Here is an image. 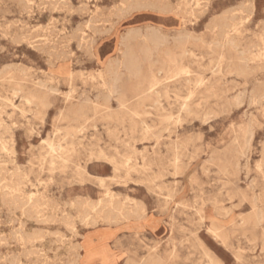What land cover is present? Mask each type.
Wrapping results in <instances>:
<instances>
[{
    "label": "rangeland",
    "instance_id": "obj_1",
    "mask_svg": "<svg viewBox=\"0 0 264 264\" xmlns=\"http://www.w3.org/2000/svg\"><path fill=\"white\" fill-rule=\"evenodd\" d=\"M54 1L0 0V264H264V0ZM153 32L168 41L155 68L189 39L188 72L134 97L125 43L138 54ZM113 65L127 109L102 83ZM76 103L97 110L73 134Z\"/></svg>",
    "mask_w": 264,
    "mask_h": 264
},
{
    "label": "bare ground",
    "instance_id": "obj_2",
    "mask_svg": "<svg viewBox=\"0 0 264 264\" xmlns=\"http://www.w3.org/2000/svg\"><path fill=\"white\" fill-rule=\"evenodd\" d=\"M26 1V0H25ZM55 1H57V0H55ZM54 1V2H55ZM128 1V0H127ZM133 1V0H132ZM137 1V0H136ZM136 1H134L135 3H136ZM144 1V0H143ZM157 1V0H156ZM156 1H154V4H152V5H155V3H156ZM203 1V0H202ZM253 1V0H252ZM21 2V1H20ZM42 2H43V0H42ZM58 2V1H57ZM64 2V1H63ZM67 2V1H66ZM65 2V3H66ZM139 2V1H138ZM137 2V3H138ZM150 2V1H149ZM152 2V1H151ZM150 2V3H151ZM208 2V1H207ZM2 3V2H1ZM13 3H14V0H13ZM18 3H19V0H18ZM17 3V4H18ZM31 3V2H30ZM53 3V2H52ZM121 3V2H120ZM133 3V2H132ZM131 3V4H132ZM141 3H142V1H141ZM247 3V2H246ZM42 4V3H41ZM44 4H47V3H44ZM71 4V3H70ZM124 4H127V3H124ZM195 4H197V3H195ZM203 4V3H202ZM207 4V3H206ZM49 5H50V1H49ZM54 5V4H53ZM58 5V4H57ZM60 5V4H59ZM63 5V4H62ZM67 5V4H66ZM145 5H146V3H145ZM149 5H151V4H149ZM175 5V4H174ZM194 5V4H193ZM4 6V5H3ZM27 6H29V5H27ZM31 6V5H30ZM29 6V7H30ZM74 6V5H73ZM86 5H84V7H85ZM127 6H128V4H127ZM143 6H144V4H143ZM253 6V5H252ZM5 7V6H4ZM9 7V6H8ZM28 7V9H30ZM39 7V6H38ZM42 7V6H41ZM50 7V6H49ZM53 7V6H52ZM51 7V8H52ZM57 7V6H56ZM60 7H62V6H60ZM71 7H72V5H71ZM77 7V6H76ZM121 7H122V5H121ZM121 7H119L120 8V10H121ZM129 7H130V4H129ZM138 6H136V8H137ZM141 7V6H140ZM145 8H147L146 6H144ZM178 7V6H177ZM248 7V6H247ZM7 8V7H6ZM14 8V7H13ZM18 8V7H17ZM16 8V9H17ZM20 8H21V5H20ZM24 8H26L25 6H24ZM23 8V9H24ZM70 8V7H69ZM83 8V7H82ZM81 8V9H82ZM124 8V7H123ZM171 8V7H170ZM205 8V7H204ZM203 8V9H204ZM5 9V8H4ZM22 9V8H21ZM27 9V8H26ZM42 9H44V7L42 8ZM62 9H63V7H62ZM104 9V8H103ZM116 9H118L117 7H116ZM131 9V8H130ZM134 9V8H133ZM158 9V8H157ZM161 9V8H160ZM169 9V8H168ZM252 9V8H251ZM80 9L78 8L77 9V11H79ZM85 10V9H84ZM109 10V9H108ZM107 10V11H108ZM123 10V9H122ZM127 10H129V8L127 9ZM126 10V11H127ZM132 10V9H131ZM230 10H232V9H230ZM253 10V9H252ZM22 11V10H21ZM24 11V10H23ZM124 11V10H123ZM163 11V10H162ZM169 11H171V10H169ZM207 11V10H206ZM206 11H203V12H206ZM228 11H229V9H228ZM12 12V11H11ZM20 12V11H19ZM28 12H29V10H28ZM52 12V11H51ZM82 12V11H81ZM91 12V11H90ZM112 12V11H111ZM158 12V11H157ZM200 12V11H199ZM238 12H240V11H238ZM247 12H249V11H247ZM4 13V12H3ZM16 13V12H15ZM22 13V12H21ZM26 13V12H25ZM30 13V12H29ZM79 13V12H78ZM99 13V12H98ZM241 13H243V12H241ZM241 13H239V14H241ZM11 14V13H10ZM28 14V13H27ZM40 14V13H39ZM116 14V13H115ZM193 14V13H192ZM221 14H223V12L221 13ZM244 14V13H243ZM242 14V15H243ZM250 15H251V12L249 13ZM99 15V14H98ZM100 15H102L101 13H100ZM121 15V14H120ZM123 15V14H122ZM199 15V14H198ZM226 15V14H225ZM21 16V15H20ZM67 16H68V14H67ZM104 16V15H103ZM194 16V15H193ZM196 16V15H195ZM231 16V15H230ZM232 16H234V14L232 15ZM240 16V15H239ZM248 16V15H247ZM101 17V16H100ZM105 17H106V15H105ZM91 18V17H90ZM94 18V17H93ZM96 18V17H95ZM107 18V17H106ZM241 18H243L242 16H241ZM88 19V18H87ZM104 19V18H103ZM196 19V18H195ZM212 19V18H211ZM214 19V18H213ZM212 19V20H213ZM231 19V18H230ZM247 19H248V17H247ZM96 20H97V18H96ZM243 20H244V18H243ZM102 21V20H101ZM106 21V20H105ZM120 21V20H119ZM210 21V20H209ZM236 21V20H235ZM23 22V21H22ZM87 22V21H86ZM211 22V21H210ZM210 22L208 23V26H209V24H210ZM214 22V21H213ZM213 22L211 23V24H213ZM216 22V21H215ZM229 22V21H228ZM246 22V21H245ZM9 23V22H8ZM15 23H17V21L15 22ZM90 23V22H89ZM92 23V22H91ZM91 23L88 25V27L87 28H89V26L91 25ZM230 23V22H229ZM233 23V22H232ZM231 23V24H232ZM235 23V22H234ZM240 23V22H239ZM263 23V22H262ZM85 24V23H84ZM87 24H88V22H87ZM216 24V23H215ZM258 24V23H257ZM226 25H228V24H226ZM225 25V22L223 21V22H220L219 24H218V26L221 28V30H222V27H225L226 26ZM262 25H264V24H262ZM80 27H81V25H79ZM101 26V25H100ZM217 26V27H218ZM229 26H230V24H229ZM238 26H240V25H238ZM6 27V26H5ZM11 27V26H10ZM14 27V26H13ZM79 27V28H80ZM90 27H95V26H90ZM211 26H209V28H210ZM216 27V26H215ZM264 26H262V29L264 30V28H263ZM17 28V27H16ZM16 28H14V29H16ZM47 28V27H46ZM76 28H78V26L76 27ZM83 28V27H82ZM82 28H80V29H82ZM85 28V27H84ZM86 28V29H87ZM108 28H109V26H108ZM110 28H112L111 26H110ZM109 28V29H110ZM225 28H228V27H225ZM224 28V29H225ZM33 29V28H32ZM53 29V28H52ZM52 29H50V30H52ZM92 29V28H91ZM147 29V28H146ZM229 29V28H228ZM17 30V29H16ZM55 30V29H54ZM54 30H52V31H54ZM58 30V29H57ZM70 30H71V27H70ZM83 30V29H82ZM90 30V29H89ZM136 30H138V29H136ZM184 31H185V29H183ZM209 30V29H208ZM211 30V29H210ZM227 30V29H226ZM230 30V29H229ZM44 31V30H43ZM48 31H49V29H48ZM52 31H51V33H52ZM76 31V30H75ZM77 31H78V29H77ZM104 31H106V30H104ZM111 31V30H110ZM131 31V30H130ZM129 31V32H130ZM152 31H154L155 32V30H152ZM213 31V30H212ZM3 32V31H2ZM91 32H92V30H91ZM99 32L101 33V31L99 30ZM129 32H127L128 34H129ZM133 32V31H132ZM151 32V31H150ZM153 32V34H148L147 36H146V38H144V39H146V42L143 44L142 43V45L139 47V49H138V54H135L134 53V51L132 50V48H131V46L133 45H131L130 46V43H125L126 44V51H125V53H123L124 54V57H122V58H124L123 59V61L121 62V61H118L117 60V62H121L120 63V66L121 67H124V69H126V71L129 73V75L130 76H132L133 78H135V79H137V84H138V88H137V92L135 93V95H134V97H139V96H141V95H145L146 94V96H145V98H149L150 96L151 97H156V98H158L159 97V92H160V87L163 85L162 84V80H167V79H169V78H171L172 76H178V75H183V74H186L188 71H187V69L184 67V66H182V65H180V62H181V60L183 59V58H185L187 55H188V51L186 50V45L189 43V39L187 38V37H182V38H180L178 41H177V43H176V45L174 46V49L172 50V51H168V52H165L164 53V57H166V60H161V59H158V60H156V61H160V66L159 67H156L155 68V64H154V57H155V55L157 54L158 55V53H159V51H160V48L161 47H163V48H165L166 46H167V44H168V41H167V39L165 38V36L163 37V36H161L160 34H158L157 32L156 33H154ZM177 32V31H176ZM222 32V34H223V30L221 31ZM244 32V31H243ZM242 32V33H243ZM6 33V32H5ZM8 33V32H7ZM56 33V32H55ZM72 33V32H71ZM81 33V32H80ZM97 33V32H96ZM109 33V32H108ZM179 34L181 33V32H178ZM219 33V32H218ZM241 33V32H240ZM241 33V34H242ZM9 34V33H8ZM8 34L6 35V34H4V35H6V36H8ZM35 34V33H34ZM39 34V33H38ZM37 34V35H38ZM85 34V33H84ZM184 34V33H183ZM187 34H189L188 32H187ZM195 34V33H194ZM240 34V35H241ZM259 34V33H258ZM264 34V33H263ZM65 34H63V36H64ZM76 35V34H75ZM239 35V36H240ZM254 35V34H253ZM24 36V35H23ZM70 36H74L73 34L72 35H70ZM78 36V35H77ZM177 36V35H176ZM179 36V35H178ZM177 36V37H178ZM259 36V35H258ZM35 37H36V35H35ZM34 37V38H35ZM57 37H58V35H57ZM66 37H67V35H66ZM69 37V36H68ZM67 37V38H68ZM87 37H89V36H87ZM86 37V38H87ZM138 37H140V36H136V37H134V38H138ZM143 37V36H142ZM193 37V36H192ZM257 37V36H256ZM256 37H255V39H256ZM260 37H261V34H260ZM263 37V36H262ZM19 37H17V39H18ZM21 38V37H20ZM37 38V37H36ZM35 38V39H36ZM40 38V37H39ZM46 38V37H45ZM49 38H50V36H49ZM71 38V37H70ZM70 38H68V39H70ZM73 38V37H72ZM82 38V37H81ZM84 38V37H83ZM125 38H126V36H125ZM217 38V37H216ZM228 38V37H227ZM230 38V37H229ZM24 39V38H23ZM55 39V38H54ZM58 39V38H57ZM61 39V38H60ZM92 39H94V38H92ZM34 40V39H33ZM59 40V39H58ZM64 40V39H63ZM82 40V39H81ZM83 40H85V39H83ZM217 40V39H216ZM260 40V39H259ZM262 40V39H261ZM39 42H40V40H38ZM44 41V40H43ZM70 41V40H69ZM228 41V40H227ZM237 41V40H236ZM264 41V40H263ZM45 42V41H44ZM50 42V41H49ZM83 42V41H82ZM85 42V41H84ZM94 42V41H93ZM122 42V41H121ZM203 42V41H202ZM31 43V42H30ZM55 43H57V42H55ZM79 43H81V42H79ZM215 43H217V45H219L218 44V42H215ZM227 43V42H226ZM232 43V42H231ZM250 43V42H249ZM261 43V42H260ZM41 44V43H40ZM43 44V43H42ZM61 44V43H60ZM59 44V45H60ZM64 44V43H63ZM67 44V43H66ZM87 44V43H86ZM90 44V43H89ZM92 44V43H91ZM123 44V43H122ZM30 45H33V44H30ZM58 45V46H59ZM78 45V44H77ZM79 45H81V44H79ZM84 45V44H83ZM216 45V46H217ZM227 45H228V43H227ZM231 45V44H230ZM233 45V44H232ZM231 45V46H232ZM235 45V44H234ZM234 45H233V47H234ZM244 45V44H243ZM0 46H1V44H0ZM57 46V45H56ZM57 46V47H58ZM68 46V45H67ZM92 46V45H91ZM238 46H241L240 44L238 45ZM255 46V45H254ZM39 47H41L40 45H39ZM39 47H37L38 49H39ZM52 47H54V46H52ZM69 47V46H68ZM214 47V46H213ZM237 46L235 45V48H236ZM36 48V47H35ZM82 48V47H81ZM87 48H88V46H87ZM90 48V47H89ZM234 48V49H235ZM258 48H259V46H258ZM257 48V49H258ZM2 49V48H1ZM44 49V48H43ZM43 49H42V51H43ZM47 49V48H46ZM51 49V46H50V48L48 49V51ZM64 49V48H63ZM222 49V48H221ZM253 49V48H252ZM40 50H41V48H40ZM233 50V49H232ZM250 50V49H249ZM2 51V50H1ZM52 51V50H51ZM70 51V50H69ZM68 51V52H69ZM236 51V50H235ZM248 51V50H247ZM257 51V50H256ZM262 50H260V52H261ZM40 52V51H39ZM44 52V51H43ZM45 52H46V50H45ZM54 52V51H53ZM56 52V51H55ZM59 52V51H58ZM57 52V53H58ZM71 53H72V51H70ZM85 52H86V50H85ZM84 52V53H85ZM88 52V51H87ZM237 52V51H236ZM249 52V51H248ZM51 52H49V55H52V54H50ZM61 53V52H60ZM59 53V54H60ZM65 53V52H64ZM242 53V52H241ZM212 54V53H211ZM244 54V53H243ZM212 55H214V54H212ZM264 55V54H263ZM58 56V55H57ZM60 56L61 55H59V58H60ZM69 56V55H68ZM71 56V55H70ZM117 56V55H116ZM240 56H241V54H240ZM54 57V56H53ZM67 57V56H66ZM90 57H91V55H90ZM221 57V56H220ZM263 57V56H262ZM50 58V57H49ZM70 58V57H69ZM71 58H72V56H71ZM70 58V59H71ZM219 58V57H218ZM242 58H243V56H242ZM58 59V58H57ZM63 59V58H62ZM220 59V58H219ZM249 59H251V58H249ZM65 60H66V58H65ZM116 60V59H115ZM246 60H248V59H246ZM59 61H61V60H59ZM112 61V60H111ZM219 61V60H218ZM217 61V62H218ZM242 61V60H241ZM57 62V60L54 62V63H56ZM113 62V61H112ZM116 62V63H117ZM210 62V61H209ZM252 62V61H251ZM47 63H50V62H47ZM54 63H52V64H54ZM114 63V62H113ZM115 64V63H114ZM143 64H145L146 66H147V73L144 75V76H142L141 74H142V66L141 65H143ZM222 64V63H221ZM20 65H22V64H20ZM51 65V64H50ZM210 65V64H209ZM245 65H246V63H245ZM10 66V65H9ZM16 66V65H15ZM53 66V65H52ZM71 66V65H70ZM248 66V65H247ZM3 67V66H2ZM6 67V66H5ZM11 67V66H10ZM21 67V66H20ZM58 67V66H57ZM118 67H119V65H113V66H111L110 67V69H109V71H108V74H106V73H104V74H106V75H109V81H107V80H105V78L104 77H101V79H102V83H103V85L104 86H106L107 87V89L106 90H108V92L110 93V94H116L117 96H118V103H119V106H120V108L122 107V108H125V109H127L128 108V102H129V100L126 98V96H125V92L120 88V85H119V80H120V78H119V69H118ZM202 67V66H201ZM249 67V66H248ZM4 68V67H3ZM15 68V67H14ZM25 68V67H24ZM24 68L23 69H21V70H24ZM59 68V67H58ZM108 68H109V66H108ZM230 68V67H229ZM60 69H61V67H60ZM256 69V68H255ZM1 70V69H0ZM4 70V69H3ZM107 70V69H106ZM26 71H28V70H26ZM231 71V70H230ZM243 71H246V69L244 68V70H242V72ZM42 72V71H41ZM239 72V71H238ZM237 72V73H238ZM241 72V71H240ZM23 73V72H22ZM52 73V72H51ZM4 74V73H3ZM244 74V73H243ZM242 74V75H243ZM33 75V74H32ZM240 75H241V73H240ZM38 77V76H37ZM3 79H4V77H3ZM11 80V79H10ZM59 80V79H58ZM1 81V80H0ZM42 81V80H41ZM45 81V80H44ZM46 82V81H45ZM98 82V81H97ZM48 82H46V84H47ZM17 84V83H16ZM97 85H99V84H97ZM51 87V86H50ZM49 87V88H50ZM95 88V87H94ZM99 88V87H98ZM96 89V88H95ZM0 90H3V89H0ZM94 90V89H93ZM40 91V90H39ZM50 91V90H49ZM71 91V90H70ZM104 91V90H103ZM53 92V91H52ZM180 92V91H179ZM6 93V92H5ZM97 93H99V92H97ZM101 94V93H100ZM103 94V93H102ZM60 95V94H59ZM62 95V94H61ZM83 95V94H82ZM109 95V94H108ZM110 96V95H109ZM7 97V96H6ZM97 97V96H96ZM23 98V97H22ZM1 99V98H0ZM7 99H8V97H7ZM10 99V98H9ZM20 99V98H19ZM29 104H33L34 106H35V108L37 109V113H39L40 115H44L45 114V111H46V108L48 107V100H47V96H46V94L45 93H42V92H36V93H31V94H28L25 98H24ZM88 99V98H87ZM5 100V99H4ZM87 101V100H86ZM114 101V100H113ZM66 102V101H65ZM83 102V101H82ZM84 103H86V102H84ZM117 104V103H116ZM115 104V105H116ZM143 104V103H142ZM12 106V105H11ZM15 106V105H14ZM117 106V105H116ZM118 108V107H117ZM189 107H187L186 108V110L188 109ZM18 109V108H17ZM182 109V108H181ZM1 110V109H0ZM96 110H97V107L96 106H94V105H90V104H80V103H76L75 104V107L70 111V113L67 115V117H66V124H67V126L69 127V129L71 130V132L73 133V134H75V133H77V132H80L81 130H83L84 129V127H86V125H88L90 122H92V120H93V117L95 116V114H96ZM190 110V109H189ZM3 111V110H2ZM26 112V111H25ZM184 112V111H183ZM0 113H2L1 111H0ZM12 113V112H11ZM13 114H14V112H13ZM7 116H9V115H7ZM10 117V116H9ZM64 118V117H63ZM2 119V118H1ZM10 119V118H9ZM199 120H200V118H198ZM2 121V120H1ZM0 121V122H1ZM3 122V121H2ZM60 122V121H59ZM252 122V121H251ZM14 124V123H13ZM0 125H1V123H0ZM6 126V125H5ZM5 126H4V128H5ZM14 126V125H13ZM251 126V125H250ZM10 128V127H9ZM8 128V129H9ZM7 131V130H6ZM10 131V130H9ZM164 131H165V129H164ZM164 131H160L161 133L162 132H164ZM160 133V134H161ZM252 133V132H251ZM159 134V133H158ZM6 135V134H5ZM153 135V134H152ZM144 136V135H143ZM142 136V137H143ZM145 137V136H144ZM196 137V136H195ZM129 138V137H128ZM1 139V138H0ZM132 139V138H131ZM198 139H199V137H198ZM4 141V140H3ZM6 142V141H5ZM8 142V141H7ZM42 143V142H41ZM7 144V143H6ZM46 145H47V143H46ZM59 146V145H58ZM155 146V145H154ZM172 146V145H171ZM49 150H51V152H53V151H55L51 146H49ZM77 148V147H76ZM143 149H144V147H143ZM176 149V148H175ZM192 149V148H191ZM42 150V149H41ZM43 150H45V148H43ZM60 150V149H59ZM50 152V151H49ZM48 153V152H47ZM68 153V152H67ZM190 154L191 153H189V157H190ZM57 155V154H56ZM59 155V154H58ZM65 155H66V153H65ZM103 155V154H102ZM177 155V154H176ZM103 156H105V155H103ZM107 157V156H106ZM175 157V156H174ZM44 158H45V156H44ZM49 158H51V157H49ZM48 158V159H49ZM188 158V157H187ZM191 158V157H190ZM42 159V158H41ZM175 159V158H174ZM46 161H47V159H45ZM62 160V159H61ZM113 160H114V158H113ZM177 160V159H176ZM189 160V159H188ZM105 161H106V159H105ZM190 161V160H189ZM45 162V161H44ZM112 162H114V161H112ZM63 163H64V161H63ZM116 163V162H115ZM187 164V163H186ZM53 165V164H52ZM54 166V165H53ZM175 166H176V163H175ZM184 166V165H183ZM187 166V165H186ZM185 166V168H187ZM6 167V166H5ZM52 167V166H51ZM177 167V166H176ZM134 168V167H133ZM180 168V167H179ZM135 169V168H134ZM131 170V169H130ZM175 169H173V171H174ZM176 170H177V168H176ZM175 170V171H176ZM227 170V169H226ZM225 170V171H226ZM113 171H115V170H112V172ZM201 171V170H200ZM84 172V171H83ZM142 172H143V170H142ZM180 172V171H179ZM178 172V173H179ZM81 174H82V172H81ZM114 174V173H113ZM154 174V173H153ZM25 175V174H24ZM128 175V174H127ZM171 175V174H170ZM175 175V174H174ZM26 177V176H25ZM159 178V177H158ZM162 178V177H161ZM6 180V179H5ZM11 181V180H10ZM24 181V180H23ZM76 181V180H75ZM51 182V181H50ZM103 182V181H102ZM16 183V182H15ZM49 183V182H48ZM100 183H101V181H100ZM103 184V183H102ZM119 184V183H118ZM20 186V185H19ZM191 186V185H190ZM192 188V187H191ZM190 188V189H191ZM159 190V189H158ZM147 191V190H146ZM160 191V190H159ZM168 191V190H167ZM192 191H194V190H192ZM162 192V191H161ZM170 192V191H169ZM173 193V192H172ZM168 194H170V193H168ZM170 196H172V195H170ZM169 196V197H170ZM36 197H37V195H36ZM35 197V198H36ZM231 197V196H230ZM166 198H168V197H166ZM27 199H28V197H27ZM32 200L34 199V198H31ZM78 199V198H77ZM105 199H106V197H105ZM233 199V198H232ZM29 200V199H28ZM102 200V199H101ZM195 200V199H194ZM2 201V200H1ZM37 201V203H38V200H36ZM104 201V200H103ZM109 201V200H108ZM29 202V201H28ZM30 203V202H29ZM40 203V202H39ZM67 204V203H66ZM178 204V203H177ZM186 204V203H185ZM28 205V204H27ZM42 205H43V203H42ZM53 205H54V203H53ZM93 205V204H92ZM122 205V204H121ZM181 205V204H180ZM15 206V203H14V205H13V207ZM90 206V205H89ZM125 206V205H124ZM123 206V207H124ZM183 206V205H182ZM79 207V206H78ZM176 207V206H175ZM238 207V206H237ZM96 208H97V205H96ZM95 208V209H96ZM122 208V207H121ZM125 208V207H124ZM123 208V209H124ZM214 208V207H213ZM64 209V208H63ZM93 209V208H92ZM164 209H166V208H164ZM185 209V208H184ZM85 210V209H84ZM124 210H126V209H124ZM225 210V209H224ZM135 211H137L136 209H135ZM134 211V212H135ZM118 213V212H117ZM225 213H226V211H225ZM127 214H128V212H127ZM24 215V214H23ZM22 215V216H23ZM85 215V214H84ZM15 216V215H14ZM36 216V215H35ZM34 216V217H35ZM62 216V215H61ZM221 216H223V215H221ZM225 216H227L226 214H225ZM238 216V215H237ZM87 217V216H86ZM262 217V216H261ZM53 218V217H52ZM92 218V217H91ZM85 219V218H84ZM263 219V218H262ZM122 220V219H121ZM84 222V221H83ZM216 222V221H215ZM95 223V222H94ZM97 223V222H96ZM145 223L147 224V225H149L150 226V219H146L145 220ZM213 223V222H212ZM216 229V228H215ZM20 230V229H19ZM218 231V230H217ZM23 233V232H22ZM33 234V233H32ZM17 235V234H16ZM264 235V234H263ZM19 237V236H18ZM21 238V237H20ZM41 238V237H40ZM107 238V234H105V235H103V237H101V238H99L98 239V241H100V240H104V239H106ZM263 238V237H262ZM22 241V240H21ZM262 241H264V239L262 240ZM187 242V241H186ZM253 242V241H252ZM222 243V242H221ZM251 243V242H250ZM182 245V244H181ZM91 247H92V241L90 240V239H86L84 242H83V246H82V248H83V250H84V252L85 253H89V251H90V249H91ZM264 247V246H263ZM32 250V249H31ZM148 258V257H147ZM238 258V257H237ZM2 261V260H1Z\"/></svg>",
    "mask_w": 264,
    "mask_h": 264
}]
</instances>
